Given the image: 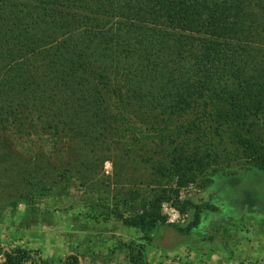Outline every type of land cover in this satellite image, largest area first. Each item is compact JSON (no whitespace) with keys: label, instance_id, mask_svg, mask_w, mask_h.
Segmentation results:
<instances>
[{"label":"trees","instance_id":"trees-1","mask_svg":"<svg viewBox=\"0 0 264 264\" xmlns=\"http://www.w3.org/2000/svg\"><path fill=\"white\" fill-rule=\"evenodd\" d=\"M73 150L142 166L107 187L111 205H138L111 213L141 233L135 264L161 229L182 234L163 204L188 205L198 224L204 205L178 201L189 184L253 212L264 195L249 180L264 183V0H0V190L14 205L90 184L92 164L76 167ZM28 258L10 249L0 264Z\"/></svg>","mask_w":264,"mask_h":264},{"label":"rangeland","instance_id":"rangeland-1","mask_svg":"<svg viewBox=\"0 0 264 264\" xmlns=\"http://www.w3.org/2000/svg\"><path fill=\"white\" fill-rule=\"evenodd\" d=\"M21 145L27 147L25 142ZM72 154L76 167L92 164L88 170L90 184L80 186L73 182L68 194L33 198L14 205L7 192L0 190V259L3 251L21 248L29 251L24 264H68L69 255L77 256L76 264H135L134 246L143 243L141 233L123 227L111 213L115 209L123 216H130L138 212V205H111L107 187L114 183L117 174L122 173L127 180L131 172L142 173V166L137 164L135 168V163L127 160V166L120 171L117 154L109 155L102 166L99 160L104 156L100 152L73 150ZM249 180L250 187L264 188V183L256 187L261 182L258 178ZM166 184L171 186L169 181ZM232 195L199 184L181 189L178 201L204 205L198 224L193 226L188 205L178 213L173 203L163 204L161 212L166 221L182 234L161 229L159 238L145 245L143 264L163 261L264 264V195L255 198L253 212H247L245 206L230 204ZM236 195L239 200L244 198L242 191Z\"/></svg>","mask_w":264,"mask_h":264}]
</instances>
